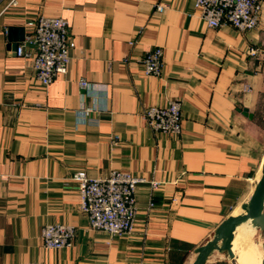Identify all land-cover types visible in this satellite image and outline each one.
<instances>
[{"label": "crops", "instance_id": "0c3cea01", "mask_svg": "<svg viewBox=\"0 0 264 264\" xmlns=\"http://www.w3.org/2000/svg\"><path fill=\"white\" fill-rule=\"evenodd\" d=\"M194 3L18 0L0 15V264H192L223 221L243 214L264 163L263 18L251 31L211 29ZM36 15L65 19L75 44L66 73L47 87L34 50L18 57L13 48ZM156 47L161 73L146 76L140 60ZM172 99L181 107L176 137L142 115ZM113 170L142 180L133 228L121 236L91 228L73 179ZM49 224L75 226L72 246L43 248ZM253 228L242 249L231 242L235 262L262 253V263L264 236ZM204 264L234 261L214 250Z\"/></svg>", "mask_w": 264, "mask_h": 264}, {"label": "built area", "instance_id": "2783aa9c", "mask_svg": "<svg viewBox=\"0 0 264 264\" xmlns=\"http://www.w3.org/2000/svg\"><path fill=\"white\" fill-rule=\"evenodd\" d=\"M18 0H9L0 9V15L16 7ZM194 9L208 28L218 29L229 25L237 31L255 30L263 12L262 0H195ZM164 7L156 6L162 13ZM29 33L23 43L16 47L18 57H29L34 50L33 69L40 83L47 87L57 75L65 74L70 62V52L75 48L68 34V22L60 17L36 15L27 21ZM134 41L130 42L133 45ZM250 55H256L254 50ZM146 76H159L163 66L162 49L156 47L145 53L140 60ZM80 88H88L87 81H78ZM88 111H91L88 109ZM145 124L154 132L176 137L181 130V107L174 99L164 106L143 109ZM80 196V210L87 215L92 229L112 236L131 232L135 216V190L142 180L129 172L113 170L105 178L89 179L83 171L73 175ZM159 183L152 182V187ZM76 228L73 225L49 224L41 230V246L47 250H59L72 246ZM32 264H46L34 262Z\"/></svg>", "mask_w": 264, "mask_h": 264}, {"label": "water", "instance_id": "95a60500", "mask_svg": "<svg viewBox=\"0 0 264 264\" xmlns=\"http://www.w3.org/2000/svg\"><path fill=\"white\" fill-rule=\"evenodd\" d=\"M17 44H13V48L16 50ZM248 111L243 110V115L249 117ZM243 211L242 215L231 216L223 221L215 231V235L211 241L206 245L196 250V259L192 264H204L212 251H226L229 257L234 261V255L231 251L230 244L234 239V231L236 227L247 221H251L254 227H257L264 236V163L262 165V172L259 181L257 182L254 191L247 204L241 207ZM221 242V246L218 247V243ZM264 264V245L262 246Z\"/></svg>", "mask_w": 264, "mask_h": 264}, {"label": "bare ground", "instance_id": "6f19581e", "mask_svg": "<svg viewBox=\"0 0 264 264\" xmlns=\"http://www.w3.org/2000/svg\"><path fill=\"white\" fill-rule=\"evenodd\" d=\"M253 224L251 221H248L246 223H243L237 227L236 235L234 237L233 241V250L235 251L236 248H241L244 245L245 239H246V232L252 233L254 231ZM260 256L262 257V253H260ZM261 257L260 260L257 261V257L251 258V256L248 253H244L240 257L237 258L236 263L237 264H261Z\"/></svg>", "mask_w": 264, "mask_h": 264}, {"label": "rangeland", "instance_id": "374dc122", "mask_svg": "<svg viewBox=\"0 0 264 264\" xmlns=\"http://www.w3.org/2000/svg\"><path fill=\"white\" fill-rule=\"evenodd\" d=\"M262 5H263V13H262V18H263V23H264V0H262ZM263 113H264V107H263ZM264 118V114L262 115Z\"/></svg>", "mask_w": 264, "mask_h": 264}]
</instances>
